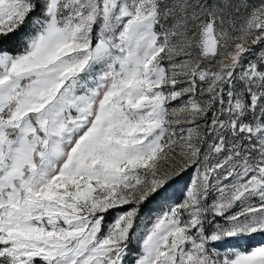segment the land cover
Returning a JSON list of instances; mask_svg holds the SVG:
<instances>
[{
	"label": "snow or ice",
	"instance_id": "obj_1",
	"mask_svg": "<svg viewBox=\"0 0 264 264\" xmlns=\"http://www.w3.org/2000/svg\"><path fill=\"white\" fill-rule=\"evenodd\" d=\"M258 238L264 0H0V264H264Z\"/></svg>",
	"mask_w": 264,
	"mask_h": 264
},
{
	"label": "rangeland",
	"instance_id": "obj_2",
	"mask_svg": "<svg viewBox=\"0 0 264 264\" xmlns=\"http://www.w3.org/2000/svg\"><path fill=\"white\" fill-rule=\"evenodd\" d=\"M260 50H261L260 48H257L256 50H254L251 54H249L248 59H253L256 55L259 54ZM169 155H172V153H169ZM160 163L162 167L167 168L171 162L167 160H161ZM195 174H196L195 167H189L187 170L184 171L182 175V179L176 185H174L173 188L169 192V195L172 197V201H169V202H175V201L180 202L183 199L182 189L184 188L185 185L190 184ZM258 239H264V238H258Z\"/></svg>",
	"mask_w": 264,
	"mask_h": 264
},
{
	"label": "trees",
	"instance_id": "obj_3",
	"mask_svg": "<svg viewBox=\"0 0 264 264\" xmlns=\"http://www.w3.org/2000/svg\"><path fill=\"white\" fill-rule=\"evenodd\" d=\"M257 48H255L254 50H256ZM174 194H176V193H174ZM176 202V201H175ZM168 203H172V202H168ZM168 203H165V204H161V203H156V204H154L153 205V207L155 208V209H157V210H160L161 208H166L167 206H168ZM115 215V213H110L109 214V217H108V220H106V224L108 223V222H110V220L112 219V217ZM105 230H106V228H105Z\"/></svg>",
	"mask_w": 264,
	"mask_h": 264
}]
</instances>
